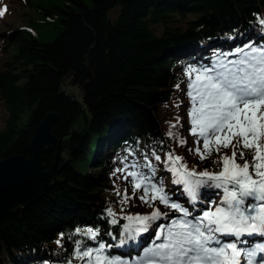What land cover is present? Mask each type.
Masks as SVG:
<instances>
[{"label": "trees", "instance_id": "16d2710c", "mask_svg": "<svg viewBox=\"0 0 264 264\" xmlns=\"http://www.w3.org/2000/svg\"><path fill=\"white\" fill-rule=\"evenodd\" d=\"M48 9L53 20L44 24L56 28L52 38L17 30L7 35V48L15 52L0 65V102L7 114L0 129V161L34 154L30 143L48 112H57L52 131L58 138L68 131L79 112L70 95H80L90 126L83 137L71 135L77 147L63 149L72 160L54 177L51 189L30 207L18 206L0 218V264H59L71 257L74 241L83 239H69V234L88 226H99L100 238L113 246L111 254L129 261L151 243L155 225L136 241L117 246L126 221L111 226L101 218L109 205L120 214L115 193L123 192L122 173H113L134 159L142 164L147 155L158 168L157 178L163 177L166 190L175 193L173 199L191 208L163 163L173 151L195 166L187 144L166 135L179 119L172 131L195 140L188 113L182 103L175 104L185 95L186 68L211 64L218 53L237 46L264 44L259 23L264 0H66ZM58 149L57 142L52 151L42 152L46 169ZM129 151L134 154L128 156ZM153 151L161 161L154 160ZM201 166L214 170L208 163ZM218 192L202 189L201 198L208 194L207 201ZM203 207L198 202L197 208ZM125 211L136 214L130 203Z\"/></svg>", "mask_w": 264, "mask_h": 264}, {"label": "snow or ice", "instance_id": "6c2138e0", "mask_svg": "<svg viewBox=\"0 0 264 264\" xmlns=\"http://www.w3.org/2000/svg\"><path fill=\"white\" fill-rule=\"evenodd\" d=\"M259 23L264 26V18ZM185 77L189 134L195 137V146L188 151L200 161L215 154L214 170L197 171L196 166L188 167L184 157L166 153L165 169L172 175V184L182 187L189 208L179 198L173 199L175 193L166 190L163 177L157 178L158 168L147 155L142 164L134 159L113 173H122L131 187V193L128 187L115 193L120 197V214L109 205L101 218L111 226L126 221L118 247L136 241L155 225L150 245L132 264H264V242L244 239L260 237L264 241V44L250 42L218 53L211 64L188 66ZM175 87L179 89L180 84ZM178 123L179 119L166 135L184 146L187 140L172 131ZM229 149L230 155L224 151ZM133 154L128 152V156ZM152 156L161 161L155 151ZM127 159L125 156L122 163ZM202 189L219 190L216 195L220 198L209 199L198 209V202L205 204ZM133 199L152 211L126 213ZM157 201L169 211H161ZM106 234L112 235L111 231ZM73 235L83 239L74 241L71 257L59 264H129L111 254L113 246L100 238L99 226L77 227L69 239Z\"/></svg>", "mask_w": 264, "mask_h": 264}, {"label": "water", "instance_id": "95a60500", "mask_svg": "<svg viewBox=\"0 0 264 264\" xmlns=\"http://www.w3.org/2000/svg\"><path fill=\"white\" fill-rule=\"evenodd\" d=\"M70 97L77 103L79 112L68 131H64L58 138L52 131L57 112H48L31 140L34 154L29 158L15 155L0 161V218L13 212L18 206L30 207L35 200L43 197L51 189L54 177L72 160L71 157L67 159L62 151H73L77 147L69 138L74 133L83 137L90 126L91 118L80 101V95L73 94ZM57 142L59 149L55 152L56 159L48 170L43 164L42 152L45 149L52 151Z\"/></svg>", "mask_w": 264, "mask_h": 264}, {"label": "rangeland", "instance_id": "374dc122", "mask_svg": "<svg viewBox=\"0 0 264 264\" xmlns=\"http://www.w3.org/2000/svg\"><path fill=\"white\" fill-rule=\"evenodd\" d=\"M65 2L66 0H0V12H3V15L0 16V65H2L3 63L5 64V62L8 59H10L11 55L15 52L14 47H11L9 50L7 48L8 46L7 35L9 33L15 30L20 31V32L22 31L23 33L28 31L38 36H40L43 33L44 38H52L55 35L56 28H54L51 23L44 24V21L47 20V18L53 20L52 17L50 16L48 17L46 15L47 11H45V9L50 8L53 4H56L59 6L64 5ZM48 29L50 30V32H48ZM231 58L233 57H230V59ZM191 66L198 67L199 65L194 63ZM63 81H66V78ZM75 89H77V87H75ZM181 92L183 94L186 93L185 84L182 85ZM180 103L183 104L182 108H184V110L188 113V108L190 104H189V98L186 96V94L183 96H179L175 104L176 106H178ZM6 117H7V114H6L5 108L3 104L0 102V129L4 128ZM187 122L188 124H190L188 116H187ZM193 138L195 139V137ZM186 140H187L186 153L188 154V158L194 162V165L196 166V170L201 171L202 170L201 165L203 163H208L209 168L214 169V166L212 164V159L216 158L215 154H213V157H210L204 161H200L198 156H194L188 151L189 148H192L195 146L193 144V141L187 136H186ZM69 141H71V137L69 138ZM224 151L228 152L229 155L231 153L230 149L224 150ZM188 167L192 168L189 165ZM121 180L122 182L119 184L120 187L122 186L121 189L124 190L126 187H128L129 193H131V187L127 184V182L123 180V178ZM207 195H202V199H204L205 196ZM129 203L131 204L133 208H136V211H135L136 213L147 214L152 211L151 208H149L145 204H142L138 199H133L129 201ZM156 206L160 207L161 211H169L168 209H165L163 208V206L159 205L158 201L156 202ZM175 215L176 214H173V216ZM142 253H143V250H138L137 255L134 259L142 255ZM129 264H132V262H130Z\"/></svg>", "mask_w": 264, "mask_h": 264}, {"label": "bare ground", "instance_id": "6f19581e", "mask_svg": "<svg viewBox=\"0 0 264 264\" xmlns=\"http://www.w3.org/2000/svg\"><path fill=\"white\" fill-rule=\"evenodd\" d=\"M213 198H215L216 200H219L220 197L218 195H216V196H209L207 198V200L213 199ZM183 202L185 204H187V197H186L185 194H183ZM206 202L207 201H205V204H204L205 206H206ZM161 223H167V222L162 221ZM228 239H232V238H228ZM244 239H248V240H251V241H254V242H264V241H262V239L260 237H245ZM138 258H139V256L136 259H138Z\"/></svg>", "mask_w": 264, "mask_h": 264}]
</instances>
